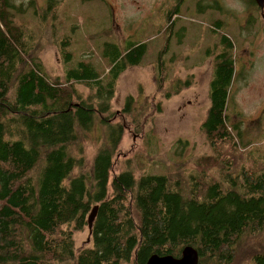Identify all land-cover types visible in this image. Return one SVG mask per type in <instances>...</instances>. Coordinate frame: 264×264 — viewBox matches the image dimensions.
<instances>
[{"label":"trees","instance_id":"1","mask_svg":"<svg viewBox=\"0 0 264 264\" xmlns=\"http://www.w3.org/2000/svg\"><path fill=\"white\" fill-rule=\"evenodd\" d=\"M14 4L0 0V264H146L153 254L179 258L188 246L198 251L199 264H264L263 151L225 160L217 149L220 142L245 149L236 139L240 133L229 129L235 43L219 31V22L206 51L215 73L202 124L214 151L195 161L197 174L137 177L122 139L126 131L144 132V121L162 112L160 94L169 98L183 88L179 78L177 86L168 85L164 57L170 42L155 62L151 98L139 108L129 95L113 110L120 76L140 64L147 43L128 42L122 50L117 42H104L103 73L83 60L68 68L72 52L64 45L71 37H58L65 70L62 80L53 78L34 54V29L15 22L22 10ZM96 123L107 136L85 171L83 142ZM123 154L128 164L118 171L114 164ZM241 160L252 163L246 167ZM86 228L90 243L76 248L75 234ZM253 237L258 241L252 243Z\"/></svg>","mask_w":264,"mask_h":264},{"label":"rangeland","instance_id":"2","mask_svg":"<svg viewBox=\"0 0 264 264\" xmlns=\"http://www.w3.org/2000/svg\"><path fill=\"white\" fill-rule=\"evenodd\" d=\"M48 1L51 0H13L16 10H22L15 15V22L34 29V54L40 57L53 78L59 75L62 80L65 70L55 41L58 37H71V42L64 45L73 54L68 68L76 67L83 60L103 73L108 69V60L103 55L104 42H117L122 45V50L128 42H145L149 46L140 64L120 76L112 99L113 110L121 109L129 95L139 108L151 98L156 88L155 62L160 50L165 48L167 41L170 42L169 53L164 57L168 66V85L177 86L179 78L183 88L169 98L157 94L163 100L162 112L154 113L144 121L145 131L139 130L142 133L138 136L126 131L122 150L130 149L127 156L132 159L137 177L145 173L197 174L199 167L195 161L214 151L202 129L210 106V78L215 73L206 53L215 36L211 20L201 13H175L170 15L169 21V14H157L162 0H53L51 10H48ZM228 5L235 14L214 15L226 24L225 29L219 31L229 35L235 43V75L226 113L230 118L229 129L234 134L240 133L236 139L245 149L236 151L228 142H220L217 149L223 150L225 160L239 155L249 158L247 156L256 154L257 150L264 154V19H254L248 15L250 11L244 10L236 1H230ZM78 90L84 95L89 93L84 85ZM106 136V127L99 123L89 131L83 142L85 171L91 170ZM251 163L241 160L239 165L248 167ZM127 164L123 154L114 165L121 171ZM214 169L211 170L214 172ZM252 240V243L257 242L258 237ZM89 243L88 228L76 232V248Z\"/></svg>","mask_w":264,"mask_h":264},{"label":"flooded vegetation","instance_id":"3","mask_svg":"<svg viewBox=\"0 0 264 264\" xmlns=\"http://www.w3.org/2000/svg\"><path fill=\"white\" fill-rule=\"evenodd\" d=\"M230 1H236L242 4L243 9L248 10V12L250 11L248 15H251L254 19H264V0H162V5H160L157 14L162 12L172 16V14L175 13L178 15L201 13L204 14L203 17L211 20L213 27H215V23L219 22L220 29H225V22L217 15L235 14L234 11L231 10L230 5H228ZM260 1H263V5L260 4ZM114 9L115 8H113V15L115 14ZM214 13H217V15H214ZM235 16L239 17L238 15ZM243 29H245V27H243Z\"/></svg>","mask_w":264,"mask_h":264},{"label":"water","instance_id":"4","mask_svg":"<svg viewBox=\"0 0 264 264\" xmlns=\"http://www.w3.org/2000/svg\"><path fill=\"white\" fill-rule=\"evenodd\" d=\"M260 4L263 5V1H260ZM96 212L97 206L92 209L88 218L90 229L92 228ZM146 264H199V254L194 247L188 246L183 249L182 255L179 258L173 255L153 254Z\"/></svg>","mask_w":264,"mask_h":264}]
</instances>
